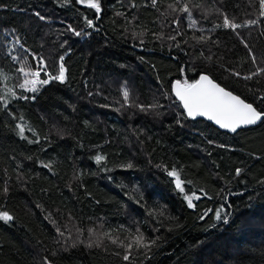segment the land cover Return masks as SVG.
<instances>
[{
	"label": "trees",
	"instance_id": "obj_1",
	"mask_svg": "<svg viewBox=\"0 0 264 264\" xmlns=\"http://www.w3.org/2000/svg\"><path fill=\"white\" fill-rule=\"evenodd\" d=\"M97 2L0 0V264H264V117L171 94L206 75L264 113L260 0Z\"/></svg>",
	"mask_w": 264,
	"mask_h": 264
},
{
	"label": "snow or ice",
	"instance_id": "obj_2",
	"mask_svg": "<svg viewBox=\"0 0 264 264\" xmlns=\"http://www.w3.org/2000/svg\"><path fill=\"white\" fill-rule=\"evenodd\" d=\"M156 0H153L155 4ZM261 9L264 10V0H260ZM88 6L94 8L97 12L100 11V5L97 0H88ZM185 12H188V8H184ZM39 15V13H37ZM40 19H45L43 16H40ZM91 26V21L88 22ZM224 26L232 27L233 29L238 27L236 24H230L227 17L224 18ZM74 31V30H73ZM76 35H80L79 32H76ZM18 42V41H17ZM13 60L18 59V57L13 56ZM63 59V57H61ZM23 72L25 77H38L39 70L31 71L25 70L24 68L20 69ZM264 71V69H262ZM60 82H63L65 79V69L61 64L59 75L53 77ZM37 83H48V80L39 81L37 79H25L24 84L21 87H27L28 90L35 92V84ZM125 99L128 97V92L123 93ZM175 95L182 102L183 108L187 111L188 116L195 118L196 116H206L210 121H214L221 128L229 129L232 132H235L241 125H253L257 121L261 120L264 117V113L258 112L252 104L245 103L238 96L233 95L230 91H226L223 87H220L218 84L214 83L206 75H202L198 81L195 83H185L181 85L178 81L175 85ZM26 98V97H25ZM24 128H20V132L23 133ZM101 157H97L99 161ZM237 175L240 174V170L237 169ZM169 175L175 176V171L169 172ZM177 187H180V180L177 178ZM183 191V189H181ZM199 199V197H196ZM188 200V206L193 207L192 197H186ZM216 218L221 219L220 215L217 213ZM0 219L9 221L12 220V216L8 215L6 212L0 214ZM63 235V233H61ZM115 242V241H114ZM136 243L145 248L150 249L152 244H155V240H151L147 243L144 242V237L140 234L137 237ZM125 260L129 259L128 255L124 256Z\"/></svg>",
	"mask_w": 264,
	"mask_h": 264
},
{
	"label": "water",
	"instance_id": "obj_3",
	"mask_svg": "<svg viewBox=\"0 0 264 264\" xmlns=\"http://www.w3.org/2000/svg\"><path fill=\"white\" fill-rule=\"evenodd\" d=\"M202 75L198 76V78L193 82L195 83L196 81H198L200 79ZM177 81H174L171 85V94L174 97L175 101L179 103V106L181 108V110L183 111L185 117L189 120H202L205 121L209 124H211L213 126V128H215L216 130L223 132V133H227V134H234L235 132H237L240 129H244V128H248V127H252L255 126L259 121H257L255 124L253 125H241L235 132L230 131L229 129L226 128H221L218 124H216L214 121H210L206 116H196L195 118L188 116L187 111L183 108L182 102L179 100V98L175 95V85H176ZM184 85V84H181Z\"/></svg>",
	"mask_w": 264,
	"mask_h": 264
}]
</instances>
